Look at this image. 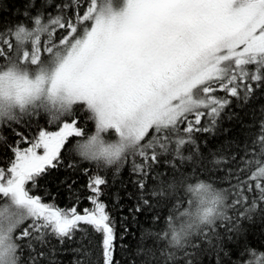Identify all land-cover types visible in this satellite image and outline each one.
Here are the masks:
<instances>
[{"label":"snow or ice","instance_id":"obj_1","mask_svg":"<svg viewBox=\"0 0 264 264\" xmlns=\"http://www.w3.org/2000/svg\"><path fill=\"white\" fill-rule=\"evenodd\" d=\"M70 6H58V15L46 24L40 15L34 18L35 27L25 34V38L34 36L30 50L19 49L16 44L14 47L0 33V66L15 61L35 71L47 65L46 92L48 98H53L51 108L42 97L8 122L20 123L21 115L34 117L41 110L56 113L50 116V123L59 122L58 130H38L31 140L16 131L22 139L12 146L14 159L7 169L0 168V220L7 219L9 231L30 221L22 231L17 233L16 227L14 232L18 264L17 241L25 239L28 264L44 260L56 264L48 253L37 251V246L50 245V238L60 245L65 240L76 242L78 246L71 249L75 254L72 264H119L114 261L115 221L100 200L101 186L107 184L106 174L89 175V170L83 169L88 176L87 187L92 195L87 199L92 207H85L82 213L77 211V205L62 209L33 193L38 178L62 165L61 152L69 150V138L85 134L75 106L90 114L88 119L94 120L97 133L114 134L131 145V151L121 159L132 157L129 171L136 177L133 183L139 189L137 203L130 211L138 213L154 206L146 196L177 194L174 211L167 216V230L158 234L160 239H167L168 228L187 215L184 209L193 206L189 198L188 207H183L179 192L196 191L204 182L197 173L204 158L193 134L213 133L222 110L230 102L214 93L223 91L247 101L255 87L264 85V0H123L119 6H114L112 0H75L73 15H68L63 10ZM58 29L63 31L55 35ZM21 33L23 29L17 37ZM45 33L47 40L42 46L41 36ZM54 97L60 98L58 106ZM202 118H206L203 125ZM4 139L0 136V140ZM22 142L30 146L21 149ZM186 145L194 146L188 155L182 151ZM161 155L191 163V175L182 174L179 180L173 177L166 182L164 174L157 171L151 177L157 183L149 188V176ZM245 155L251 160H242L241 167L225 170L231 205L224 201L219 206L211 201L204 211V216L211 219H206L197 232L208 243L215 238L209 233L214 232L218 222L225 223L229 232L239 231V217L250 220L264 204V121L255 134L252 151L246 148ZM230 159L235 160V156ZM173 161L168 163L175 171ZM252 161L256 166L249 171ZM227 162V157H215L209 163ZM75 166L71 161L67 165ZM250 193L257 195L249 199ZM236 206L244 211L233 219L225 208ZM96 236H100L98 242ZM185 245L199 248L197 242L187 240L178 249ZM49 251L54 257L55 246ZM147 251L152 254L154 250ZM196 255L183 251V264H196ZM176 258V253L167 252L164 264H174ZM255 264H264V257Z\"/></svg>","mask_w":264,"mask_h":264},{"label":"trees","instance_id":"obj_2","mask_svg":"<svg viewBox=\"0 0 264 264\" xmlns=\"http://www.w3.org/2000/svg\"><path fill=\"white\" fill-rule=\"evenodd\" d=\"M65 3L71 6L63 11L68 15H73L75 0H0V33L10 39L15 47L10 29L14 30L21 24L33 29L35 27L34 18L38 15L41 16L42 23L46 24L49 19L58 15V6ZM112 3L114 6H119L122 4V0H112ZM80 10L82 11L83 8L81 7ZM60 31L63 30L58 29L55 35H59ZM46 40L47 33L41 36L42 46ZM30 47L31 42L26 48L30 50ZM252 83L255 87V82ZM214 95L226 97L230 102L222 110L218 118V126L213 133L193 134L204 158L203 166L197 169V173L200 180L211 183L218 189H227L228 191L224 193L225 203L230 206L232 193L229 183L224 179L225 170L241 167L242 160H251L250 156L246 157L245 152L246 148L249 152L252 151L255 134L260 132L261 122L264 121V85L255 87L253 95L247 101L230 97L223 91H217ZM75 110L85 129L84 136L69 138L66 145L69 150L61 152L62 165L49 170L48 173L38 178L33 193L40 195L45 202L54 203L62 209H70L77 205V211L82 213L85 207H92L87 199L92 195L87 187L88 176L84 175L83 169H88L89 175L97 172L102 176L106 174L107 184L101 186L103 194L100 196V200L106 204V211L115 221L117 241L114 261H118L119 264H164L166 253L174 252L177 257L174 264H183V251L195 252L197 254L196 264H255L257 259L264 257V204L260 205L261 210L253 214L250 220L243 216L239 217L237 221L239 231L229 232L225 223L218 222L214 232L209 233L215 237L211 243L205 241L201 234L196 232L189 240L199 244L197 249H191L187 245L183 249L174 248L167 243L168 238L160 239L158 234L167 230V216L174 211L173 205L176 203L177 194L169 192L162 197L146 196L145 198L149 199L154 206L144 207L138 213L130 211L137 203L139 195V189L133 183L136 177L130 175L129 171L132 157L128 156L125 161L111 167L84 161L77 157L72 151L73 144L78 139L81 140L92 133L95 130V123L94 120L88 119L90 114L87 111H81V106H75ZM64 119L69 118L65 117ZM50 120L51 117L41 110L34 117L26 114L21 115L20 123L0 124V136L5 138L0 140V168L7 169L10 166V161L14 159L12 146L16 145V141L22 139L15 134L16 131L31 140L38 135V130H58L59 122L50 123ZM205 122L206 118H202V125ZM107 136L110 139L115 138L114 134H107ZM28 146L30 143L19 144L21 149ZM193 148V145H186L182 151L188 155L192 153ZM232 156H235V160L230 159ZM215 157H227L229 162L222 165L209 163ZM70 161L76 165L75 168L67 167ZM168 161H173L172 155L159 157V163L155 165V169L148 179L149 188L157 183L151 178L156 175L157 171L164 174L163 180L166 182L173 177L179 180L182 174L191 175L193 171L191 163H181L179 159H175L173 162L176 165V170L174 171ZM255 166V162L252 161L249 171L254 170ZM117 169L119 172L116 171ZM244 174L246 173H241V175ZM248 195L251 199L257 193ZM179 198L183 200V207H188L187 200L190 198V193L181 190ZM0 202L3 201L0 200ZM225 211L233 219H236L239 212L244 209L241 206H236L235 209L226 207ZM154 216L159 219L154 221ZM29 223L30 221H25L21 224L17 233ZM204 231L207 232V229L205 228ZM79 235L77 233V236ZM122 235L123 239H120ZM95 239L98 242L100 236H96ZM17 243L20 244L18 249L20 264H28L27 239L17 241ZM52 246H55L54 257L49 251ZM77 246L75 241L65 240V243L60 245L56 239L50 238V245L43 248L37 246V251L48 253L49 257L54 258L56 264H72L75 254L71 249ZM148 249H153V253L149 254ZM151 255H154V258H150ZM41 264H48V261L44 260Z\"/></svg>","mask_w":264,"mask_h":264},{"label":"clouds","instance_id":"obj_3","mask_svg":"<svg viewBox=\"0 0 264 264\" xmlns=\"http://www.w3.org/2000/svg\"><path fill=\"white\" fill-rule=\"evenodd\" d=\"M21 29H23V33L17 37L16 34L20 33ZM31 31L32 29L23 24L12 30V38L19 49L25 48L34 38V36L25 38V34ZM47 68L48 66L44 65L33 71L22 67L15 61L0 66V122H8L10 117L20 114L22 108L30 109L42 97L47 100V105L51 108L53 98L47 96L48 85L44 76V71ZM54 99L58 106L60 98L54 97ZM44 112L49 116L56 114ZM72 151L84 161L111 167L121 162L124 154L131 151V145L121 141L119 137L110 139L106 132L97 133L95 129L87 137L74 143ZM193 187L197 188L196 185ZM190 198L193 201V206L184 209L187 215L181 217L179 221H175L173 226L168 228L167 243L172 247H181L203 226L206 219H211V217L204 216V211L210 206L211 201H216L219 206H222L226 200L225 194L220 189L205 181L196 191L190 192ZM181 224H184L183 230H181ZM16 227L9 231L7 219L0 220V231L3 235V239H0V264H18L15 260L17 246L13 238ZM173 237L176 238L173 239Z\"/></svg>","mask_w":264,"mask_h":264},{"label":"rangeland","instance_id":"obj_4","mask_svg":"<svg viewBox=\"0 0 264 264\" xmlns=\"http://www.w3.org/2000/svg\"><path fill=\"white\" fill-rule=\"evenodd\" d=\"M122 2H123V0H122ZM38 151L42 152V150H38Z\"/></svg>","mask_w":264,"mask_h":264}]
</instances>
